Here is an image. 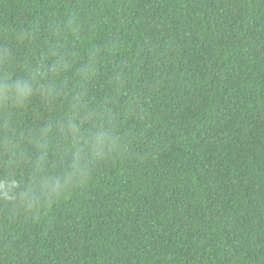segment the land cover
Wrapping results in <instances>:
<instances>
[{"label":"trees","instance_id":"trees-1","mask_svg":"<svg viewBox=\"0 0 264 264\" xmlns=\"http://www.w3.org/2000/svg\"><path fill=\"white\" fill-rule=\"evenodd\" d=\"M0 182V264H264V0H0Z\"/></svg>","mask_w":264,"mask_h":264},{"label":"clouds","instance_id":"clouds-1","mask_svg":"<svg viewBox=\"0 0 264 264\" xmlns=\"http://www.w3.org/2000/svg\"><path fill=\"white\" fill-rule=\"evenodd\" d=\"M27 89L24 90L25 95L27 94ZM6 99V98H5ZM32 187L34 189H38L37 192H35L34 194H30V193H26L25 196L26 197H31L32 195H34V199L30 198V205L32 203H37L40 200H46V199H51L53 197L59 196L61 194L62 191L65 190V188L67 187V183L68 181H65V185L64 187H61L59 185L56 184V181L54 178H50V177H37V176H33L32 177ZM18 185L16 184V182H13L7 189H5V184L4 182H0V190H4V194L9 198L12 199L14 198L13 196L9 195V193L11 192V190L15 187H17Z\"/></svg>","mask_w":264,"mask_h":264}]
</instances>
